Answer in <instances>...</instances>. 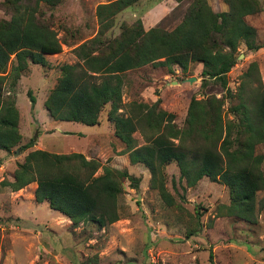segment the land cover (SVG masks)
Masks as SVG:
<instances>
[{
    "label": "trees",
    "instance_id": "obj_1",
    "mask_svg": "<svg viewBox=\"0 0 264 264\" xmlns=\"http://www.w3.org/2000/svg\"><path fill=\"white\" fill-rule=\"evenodd\" d=\"M137 1L111 0L95 6L98 30L72 48L80 63L60 65L59 78L43 100L47 115L53 120L94 125L100 110L108 104L105 118L113 136L123 144L119 154L126 153L130 164L140 163L148 170L151 188L158 175L156 188L162 197L169 201L158 171L174 162L186 186H193L201 177L221 182L229 196L228 204L222 206L224 214L253 222L255 192L264 190V170L260 169L263 157L254 153L255 145L264 143V85L255 61L239 74L236 103L228 106L234 119L223 115V99L215 95L191 96L180 127L172 113L159 107V98L123 104L120 99L123 75L129 71L146 65L163 67L167 72L177 66L184 71L197 63L201 65L199 86L211 82L229 95L226 74L235 64L236 49L243 45L252 52L260 47L255 28L244 20L245 15L260 11L258 0H222L227 8L219 12L213 11L206 0H189L180 21L170 30L159 25L144 29L138 17L131 24H122L118 35L100 39L115 14ZM58 2L0 0V10L8 15L6 22L0 23L2 151L21 140L18 110L10 96L17 80L29 64L46 65L44 53L59 52L60 44L66 45L58 40L40 10V4L52 7ZM95 75L103 78L94 82L90 78ZM252 81L254 85L246 92L245 85ZM26 97L32 110L35 98L30 90ZM121 106L124 112L119 111ZM135 131L143 144H137ZM32 143L30 138L17 149L22 152ZM15 165L12 180L1 184L16 191L35 182L34 200L46 202L73 226L89 221L103 226L117 220L120 178L129 180L131 188L137 187V179L126 170L75 152L31 149ZM97 169L101 171L95 174Z\"/></svg>",
    "mask_w": 264,
    "mask_h": 264
},
{
    "label": "rangeland",
    "instance_id": "obj_2",
    "mask_svg": "<svg viewBox=\"0 0 264 264\" xmlns=\"http://www.w3.org/2000/svg\"><path fill=\"white\" fill-rule=\"evenodd\" d=\"M108 1L111 0H59L52 7L40 4L43 17L51 22L56 37L66 45L61 43L59 52L44 53L46 65L29 64L10 92L18 110L22 137L8 151L0 150V264H264V190L255 192L253 222L227 216L222 207L229 202L227 188L206 177L186 186L174 162L158 171L167 201L156 188L158 175L151 188L150 174L142 164H130L123 157H115L116 169H124L135 177L137 187L131 188L129 180L120 178L122 190L116 198L119 218L103 226L93 221L71 225L64 215L48 208L46 202L34 200L35 182L16 191L1 184L12 180L16 162L31 149L80 153L85 159L93 158L108 166L113 156L121 155L123 144L113 136L112 126L105 119L108 104L100 110L95 125L73 121L54 125L43 106V100L59 78L60 65L81 62L72 48L97 32L95 6ZM188 1L174 5L173 0H138L116 13L112 25L99 38L118 35L122 24H131L138 17L142 23L144 14L153 5L158 7L152 10L156 19L150 27L159 25L170 30L180 21ZM206 1L213 11L227 8L222 0ZM258 3L260 11L245 15L244 20L255 28L260 47L252 52L243 45L236 49L235 64L226 74L229 95L211 82L199 86L200 64H191L184 71L173 66L169 72L163 67L146 65L123 75L122 104L131 100L153 102L159 98V107L172 113L180 127L191 96L215 95L223 99V115L234 119L228 106L236 103L239 74L250 61L256 62L264 85V0ZM7 19L8 15L0 10V23ZM102 78L95 75L90 79L99 82ZM253 82L245 85L246 92ZM27 90L35 98L32 110ZM121 110L124 112L122 106ZM133 136L138 145L144 143L138 131ZM30 138L32 146L19 152L17 147ZM254 153L263 157L260 169L264 170V143L256 144ZM100 171L97 169L95 174Z\"/></svg>",
    "mask_w": 264,
    "mask_h": 264
},
{
    "label": "crops",
    "instance_id": "obj_3",
    "mask_svg": "<svg viewBox=\"0 0 264 264\" xmlns=\"http://www.w3.org/2000/svg\"><path fill=\"white\" fill-rule=\"evenodd\" d=\"M183 0H181L180 2H176V1H174L173 0V3H174V5H177V4H179V3H181ZM189 3V1L188 2H186L185 4H184V8L187 6V4ZM157 7L158 6H156V5H153V7H151L148 11H147V13H145L144 14V16H143V18H142V23H143V25H144V29H147V28H149L150 26H151V24L155 21V19H156V16H155V14L153 13L152 14V10H153V12H154V10H156L157 9ZM256 14V13H255ZM253 15V14H252ZM154 26H156V25H154ZM197 64H199V63H197ZM200 67H201V65H200ZM49 117V116H48ZM106 119V118H105ZM107 121V120H106ZM58 122H61V120H54L53 121V124L54 125H56ZM108 122V121H107ZM19 123V122H18ZM109 123V122H108ZM98 124V123H97ZM85 125V124H84ZM95 125V124H94ZM18 128H19V124H18ZM56 129H59V130H61L60 128H56ZM20 132V131H19ZM21 137H22V134H21ZM126 154V153H125ZM114 158L111 160V166L112 167H114V168H117L116 166H115V163H116V158L115 157H123L126 161H128V157L127 156H123V154H121V155H119V156H113ZM55 211V210H54Z\"/></svg>",
    "mask_w": 264,
    "mask_h": 264
},
{
    "label": "water",
    "instance_id": "obj_4",
    "mask_svg": "<svg viewBox=\"0 0 264 264\" xmlns=\"http://www.w3.org/2000/svg\"><path fill=\"white\" fill-rule=\"evenodd\" d=\"M189 81H192V78H188Z\"/></svg>",
    "mask_w": 264,
    "mask_h": 264
}]
</instances>
